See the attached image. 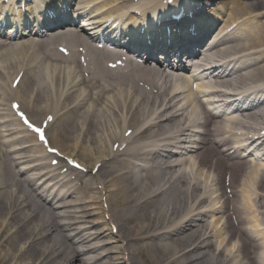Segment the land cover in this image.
Here are the masks:
<instances>
[{
	"label": "bare ground",
	"instance_id": "1",
	"mask_svg": "<svg viewBox=\"0 0 264 264\" xmlns=\"http://www.w3.org/2000/svg\"><path fill=\"white\" fill-rule=\"evenodd\" d=\"M159 1L164 0H155V3ZM233 6L226 21L242 18L248 21L249 14L264 9V0H234ZM186 10L184 13L192 11ZM260 20L264 21V15ZM209 27L207 18L199 13L189 25L199 40ZM67 33L60 37L65 41L71 40V43L75 40L82 42L72 30ZM241 36L252 37L254 41L244 46L245 49L263 46L264 22L257 27L250 26L245 34L236 37ZM171 40L178 49H187V38ZM229 40L225 39V42ZM150 46L151 51L157 48L167 50L155 41ZM34 48L37 53L34 51L28 56V50ZM44 48L43 44L35 42L10 44L0 40V90L9 85L8 89H11L15 77L23 72L21 84L10 91L15 95L26 92L28 97L25 101L15 96L24 107L31 104L36 107V113L53 116L48 130L52 134L54 148L72 147L73 150L80 149L82 155H88V150L83 147H113L115 143L122 146L123 141L113 132L114 125H110L112 121L109 118L116 122L128 118L127 123L123 121L119 125H127L129 129L137 130L142 124L144 127L136 136L139 141L136 147L125 148L120 154L106 150L103 157L92 158L89 162L90 166L99 165L98 173L103 178V196L107 204V209L99 212L101 217L110 215L111 223L118 230L116 237L108 227L102 228L103 220L95 221L99 215V212H94L97 203H93L91 198L87 200L88 194L95 190L92 178L78 176L76 185L65 179L58 185L52 199L46 200L34 189L33 179L20 177V172L17 175L15 171L20 160L31 158L13 157L24 148L13 152L1 151L0 148V264H223L232 255V241L236 238L242 242L244 256L252 260V244L245 239L241 228L245 217L236 209L234 199L246 164L223 148L229 138L225 125H236L237 121L231 117L204 114L198 123L202 136L193 151L195 155H189L191 162H183L175 168L165 167L166 160L143 150L164 138L156 142L150 140L182 127L187 121L185 107L193 106L190 99L181 104L177 90L183 85L171 81L167 66L159 68V62L151 66L148 60L144 66L129 65L125 73L105 70L102 76L95 73L98 71L95 69L91 77L93 84L86 86L87 94L75 97L72 88L63 95L59 88L60 72L36 69L49 60ZM215 49L216 46L211 51ZM33 57H36L34 62ZM172 69L184 71L180 66ZM210 75L212 86L264 80V56L226 75L214 71ZM178 77L185 85L190 84L186 76L178 74ZM78 79L72 68L64 72V81L70 87L82 86L80 81L76 82ZM158 81L163 89L158 86ZM198 85L200 89L196 95L199 97L207 84ZM153 102H157L158 107L151 116ZM5 104L6 100H0L1 110ZM102 105L103 127L99 128L98 108ZM6 118L15 123L8 114ZM241 118L251 132L259 135L263 130L260 125H264V100H259ZM14 126L12 124L11 129L5 130L6 134L0 131V139L11 137L9 142L12 144L27 147V143L22 144L26 141L35 147L31 137L23 135V141L20 133L25 131L19 127V133L16 124ZM259 137L264 143V136ZM142 155L149 156L150 166L157 163L146 176L138 175L132 164V159ZM82 165L85 167L84 161ZM183 167L185 170H181ZM166 174L172 175L171 183L164 182ZM57 184L46 189L52 191ZM59 186L66 188L61 196L56 195L61 190ZM216 192L226 200V211L223 214L211 209L199 211L208 206L206 199ZM213 203L211 207L215 206ZM70 209L74 210L68 211ZM208 218L211 223L206 225ZM167 227H171L168 232L162 231ZM228 233L231 236L221 241V249L211 243ZM89 255L94 256L89 258ZM252 264H255L254 260Z\"/></svg>",
	"mask_w": 264,
	"mask_h": 264
},
{
	"label": "clouds",
	"instance_id": "2",
	"mask_svg": "<svg viewBox=\"0 0 264 264\" xmlns=\"http://www.w3.org/2000/svg\"><path fill=\"white\" fill-rule=\"evenodd\" d=\"M238 195L234 197L236 209L246 220L243 228L256 240L255 255L252 260L255 264H264V155L255 153L248 160L243 170ZM231 234L222 235L216 240L217 249H221V241L228 240ZM243 245L239 238L232 241V255L223 264H252V260L244 256ZM221 259L220 257L217 258Z\"/></svg>",
	"mask_w": 264,
	"mask_h": 264
},
{
	"label": "snow or ice",
	"instance_id": "3",
	"mask_svg": "<svg viewBox=\"0 0 264 264\" xmlns=\"http://www.w3.org/2000/svg\"><path fill=\"white\" fill-rule=\"evenodd\" d=\"M21 115H22V119H24L25 123L28 124L29 127L33 128V130H34L35 132H37V133L40 135V139H41L42 141H45V136H44L43 132L41 131V129H39V128H35L33 125H31V124L28 122L27 118L24 117L23 114H21ZM53 151H54V149H53Z\"/></svg>",
	"mask_w": 264,
	"mask_h": 264
},
{
	"label": "rangeland",
	"instance_id": "4",
	"mask_svg": "<svg viewBox=\"0 0 264 264\" xmlns=\"http://www.w3.org/2000/svg\"><path fill=\"white\" fill-rule=\"evenodd\" d=\"M77 155H80L79 153H76ZM86 161V160H85ZM93 196L98 197V194H94Z\"/></svg>",
	"mask_w": 264,
	"mask_h": 264
}]
</instances>
